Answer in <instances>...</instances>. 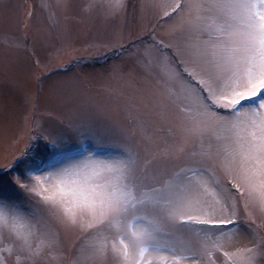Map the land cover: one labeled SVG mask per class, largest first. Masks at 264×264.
I'll return each mask as SVG.
<instances>
[{"label": "snow or ice", "instance_id": "obj_1", "mask_svg": "<svg viewBox=\"0 0 264 264\" xmlns=\"http://www.w3.org/2000/svg\"><path fill=\"white\" fill-rule=\"evenodd\" d=\"M36 7L66 111L46 126L33 103L0 163V264H264V0ZM96 22L110 37L77 48Z\"/></svg>", "mask_w": 264, "mask_h": 264}, {"label": "rangeland", "instance_id": "obj_2", "mask_svg": "<svg viewBox=\"0 0 264 264\" xmlns=\"http://www.w3.org/2000/svg\"><path fill=\"white\" fill-rule=\"evenodd\" d=\"M8 2L15 6L12 14L8 19L0 16V163L6 155L23 147V140L13 143V134L19 130L22 117L32 113L33 103L36 118L46 126H53L63 118L66 109L59 85L64 74L58 69L70 59V56L58 51L61 45L48 36L46 12L36 7L32 19H27L29 6L39 5L40 0ZM74 2L83 3L84 0ZM71 27L77 48H83L93 37H110V31L105 30L103 22H96L91 32H85L83 24L72 23ZM6 35L20 37L21 40L27 35V48H9L4 42ZM37 58L41 60L40 69L34 64ZM50 71L55 74L38 86L37 79L34 81L35 76ZM25 96L32 100L25 103ZM97 99L101 103L106 101L102 94ZM5 126L10 129L8 135H5ZM39 150L42 151V148Z\"/></svg>", "mask_w": 264, "mask_h": 264}]
</instances>
